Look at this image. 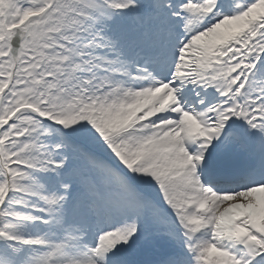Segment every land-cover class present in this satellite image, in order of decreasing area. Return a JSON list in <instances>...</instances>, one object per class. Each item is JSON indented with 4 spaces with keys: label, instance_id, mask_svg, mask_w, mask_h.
<instances>
[{
    "label": "snow or ice",
    "instance_id": "obj_1",
    "mask_svg": "<svg viewBox=\"0 0 264 264\" xmlns=\"http://www.w3.org/2000/svg\"><path fill=\"white\" fill-rule=\"evenodd\" d=\"M0 264H264V0H0Z\"/></svg>",
    "mask_w": 264,
    "mask_h": 264
}]
</instances>
